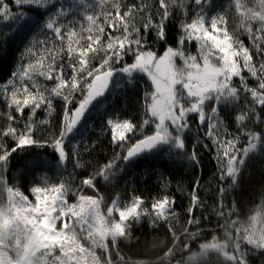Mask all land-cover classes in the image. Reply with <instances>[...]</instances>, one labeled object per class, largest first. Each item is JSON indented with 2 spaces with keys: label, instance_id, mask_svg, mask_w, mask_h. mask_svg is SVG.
Segmentation results:
<instances>
[{
  "label": "snow or ice",
  "instance_id": "1",
  "mask_svg": "<svg viewBox=\"0 0 264 264\" xmlns=\"http://www.w3.org/2000/svg\"><path fill=\"white\" fill-rule=\"evenodd\" d=\"M249 2L234 0V6L251 48L229 31L225 16H206L203 0H155V5L148 0L131 5L122 0H73L68 8L57 0H0V24L7 28V32L0 30V50L9 48L10 39L17 36L23 45L17 49L12 70L0 68V101L5 106L0 120L6 121L0 127V186L12 155L25 146H51L58 165L71 159L74 169L90 167L81 161V151L73 141L86 126L91 110L121 87V82L136 87L142 78L138 74L147 77L146 89H151L143 90L139 118L104 115L101 131L110 133V143L120 151L98 170L83 173L78 187H73L75 178L70 174L59 183L31 187L28 191L34 201L18 188H6L8 206H0V244L9 236L17 247L24 241L18 264H31L36 256L43 258L42 264L49 260L80 264L85 250L76 245L74 230L91 233L93 225L103 224L101 181L113 178L118 161L130 162L149 151L167 149L199 164V145L215 153L220 181L239 184L250 154L264 149V127L256 131L248 126L264 125V0H257L259 10L249 7ZM192 5L199 9L194 15L183 11ZM178 11L185 20L179 24V36L172 37L169 23ZM145 13L146 22L137 27L136 17ZM253 22L259 25L255 30ZM21 29H26L23 35ZM169 40L174 43L162 54L152 48L157 41L168 45ZM192 41L198 45L196 55L185 51ZM177 60L183 67L177 66ZM229 105L231 112L225 111ZM41 111L47 118L37 121ZM193 124L198 139L189 154L186 133ZM233 125L235 131H230ZM40 128L46 136L37 140L34 137ZM84 150L88 151L87 145ZM85 189L92 194H83ZM198 189L196 180L192 206L187 209L188 228L200 224L193 215L201 203ZM224 191L218 188L221 200ZM70 197L75 202H69ZM143 204L140 196H133L123 207L119 197L113 199L108 213L119 217L113 227L126 234L132 222H140L144 215L164 222L173 213L175 200L168 195L155 200L151 205L154 214L139 211ZM224 212L220 203L218 214ZM262 219L264 205L249 217L251 227L233 230L236 242L227 256L228 264H253L257 250L264 257V227H256ZM99 234L105 239L103 231ZM209 247L201 245L204 251ZM0 264H5L2 255ZM192 264L199 262L193 258Z\"/></svg>",
  "mask_w": 264,
  "mask_h": 264
},
{
  "label": "trees",
  "instance_id": "2",
  "mask_svg": "<svg viewBox=\"0 0 264 264\" xmlns=\"http://www.w3.org/2000/svg\"><path fill=\"white\" fill-rule=\"evenodd\" d=\"M58 5L63 4L65 8L72 5L73 0H57ZM95 3V0H92ZM125 5L139 3L140 0H122ZM155 5V0H148ZM190 3V0H186ZM204 14L209 18L223 15L228 20L230 32H235L245 46L251 48V41L240 27V18L236 13L234 0H203ZM249 7H256L259 10L257 0H250ZM99 10V6L97 7ZM111 10V9H108ZM190 11L193 15L199 11L192 5ZM147 13L137 16L135 23L137 27H142L146 22ZM78 18V17H77ZM185 17L176 12L169 23V34L172 37L179 36V24ZM259 27L253 22V29ZM0 30L7 32L6 25L0 24ZM26 29H21L20 35ZM154 35V34H153ZM169 40L168 45L157 41L152 44V48L162 54L166 46L173 45ZM10 47L0 50V68L11 71L16 63L17 49L23 47L19 36L9 41ZM185 51L189 54H197L198 45L195 41L188 42ZM136 87H131L121 82V87L110 92L101 104H97L88 114L85 127L81 128L73 143L79 146L81 151L80 159L90 167L85 169H74L73 160H68L64 165H58L53 158L51 146L41 147L39 144L25 146L17 150L11 157L9 165L4 172V185L0 186V196L2 201L6 200V188H18L25 195H29V189L33 186H42L59 183L61 179L75 178L73 187L79 186V179L83 173H91L102 167L120 149L115 148L110 143V133L101 131L103 117L105 114L116 113L119 118L137 117L143 113V90L146 89L147 77L143 74ZM150 83V82H148ZM5 110V106L0 101V112ZM225 111L231 112L229 105ZM122 114V115H121ZM224 113H221L223 116ZM46 115L41 111L36 116V120L46 119ZM55 121H53V124ZM6 121L0 120V127H4ZM249 128L259 131L264 125ZM230 131H235V125ZM46 136L44 128L36 131L35 139L39 140ZM188 143V153L191 154V146L198 139L196 126L193 124L192 130L186 133ZM82 142V143H81ZM207 142V141H205ZM11 144L12 141L8 140ZM84 145L88 146V151L84 150ZM242 146H246L241 141ZM199 152V164H193L186 158L178 157L169 153L167 149H159L151 153L135 158L130 162L118 161L115 175L105 183L101 181L102 191L105 196L103 207L110 223L113 218H118L117 214L109 215L108 207L113 199L119 197L120 205L130 203L133 196L142 197L144 204L139 211L145 209L154 214L151 209L152 203L164 195H168L175 200L173 213L168 215L164 222L151 221L148 215L141 217L140 222H132L130 230L126 234L115 233V241L107 238H100L101 229L93 225L92 232L87 229L83 232L77 231V236L88 246L96 249L104 257L105 247L114 264H192V259L196 258L199 264H228L227 257L218 249L201 251V245L207 242L228 241L232 244V238L228 237V232H233L237 226L248 224L249 217L256 214L264 205V149H259L256 153L250 154L245 171L241 173L239 184L233 185L230 180L220 181L218 179L219 169L215 160V153L210 149H204L197 145ZM226 172V168H225ZM199 180L197 195L201 201L199 206H195L193 215L200 220L198 226L188 228L186 221L190 219L187 209L191 205V195L193 192V182ZM224 188L223 198L218 194V188ZM85 193H91L85 189ZM29 199L34 198L29 195ZM220 203L224 206V214H218ZM235 209V211H233ZM232 215H228L229 212ZM202 218V219H201ZM155 224L153 228L151 225ZM113 226V224H112ZM107 243V244H106ZM115 244V248L112 244ZM4 248V246H1ZM246 247H251L247 246ZM253 256V264H261L264 257Z\"/></svg>",
  "mask_w": 264,
  "mask_h": 264
},
{
  "label": "built area",
  "instance_id": "3",
  "mask_svg": "<svg viewBox=\"0 0 264 264\" xmlns=\"http://www.w3.org/2000/svg\"><path fill=\"white\" fill-rule=\"evenodd\" d=\"M83 194L91 195V194H88L85 192H83ZM6 199H7V195H6ZM69 202H75V201L73 199L71 201L69 200ZM7 205H8V202H7ZM100 216L103 218V224H97V226H99L101 231H103L104 236H105V239H104L105 242H106L107 238L111 239L112 242L115 241V239H113V237H115L116 232L112 226V223H110V218L107 217V215L105 213V209H104L103 205L101 206ZM13 238H14L13 236H9V238L5 241V243H9V241ZM76 245H82L84 250H85L81 254L80 264H114V261L111 259V257L108 254V251L106 250L107 246L105 247L104 257H102V255L99 253V251H97L96 249L94 250L92 247L88 246V244L83 242V240H81L78 236H76ZM112 245L115 248V244L113 243ZM23 247H24V243L21 241L20 247H18V248H23ZM64 251L65 252L68 251L67 247H65ZM23 255H24V251H23ZM23 255L21 257H23ZM37 257L40 258V262L42 264L43 258L39 257V256H37ZM57 258H59V253H57ZM3 259L6 260L5 264H18V261H19V259H18V260H14L13 262H10L9 257L7 258L4 256H3ZM49 264H55V262L52 260H49Z\"/></svg>",
  "mask_w": 264,
  "mask_h": 264
},
{
  "label": "rangeland",
  "instance_id": "4",
  "mask_svg": "<svg viewBox=\"0 0 264 264\" xmlns=\"http://www.w3.org/2000/svg\"><path fill=\"white\" fill-rule=\"evenodd\" d=\"M192 55H196V54H192ZM201 63H202V61H201ZM177 66L178 67H183V62L177 60ZM88 194H91V193H88ZM73 199L74 198H69L70 201L73 200ZM0 206H2V207L8 206L7 205V199ZM117 217H118V214H117ZM112 220H113L112 224L114 225V224L118 223L119 217L118 218H113ZM247 226L251 227V224H250L249 221H248ZM260 226L261 227H264V219H262L260 222H259V220L257 221L256 227L259 228ZM240 227H243V226H237L236 229L237 228H240ZM114 229H115V232L116 231L117 232H120L119 229H117V228H114ZM227 234H228V237L230 236L232 238V244H229L227 240L226 241H220V240L218 241L216 239L214 242H207V243H204V245H209L210 246L209 249H215L214 247H212L214 245H222L223 247L221 249H218V250L222 251V253L224 254V256H226V257L227 256H230L231 255V251H232V247H233V245L236 242V240H235L236 234L234 233V231L233 232H228ZM241 235H243V233ZM257 235H259V233H257ZM22 242L24 243V241H22ZM9 245H11V248L10 249H9ZM1 246H4V248L1 247ZM23 248H18L15 245L14 238H13V239H11L9 241V243H5L4 242L3 244H0V255H2L4 257H7V258L9 257L10 262H13L14 260H18L23 255ZM201 251H203V253H204V250L203 249ZM31 264H41L40 258H38L36 256L35 258H33L31 260Z\"/></svg>",
  "mask_w": 264,
  "mask_h": 264
},
{
  "label": "water",
  "instance_id": "5",
  "mask_svg": "<svg viewBox=\"0 0 264 264\" xmlns=\"http://www.w3.org/2000/svg\"><path fill=\"white\" fill-rule=\"evenodd\" d=\"M151 152H153V151H149L148 153H151ZM143 155H145V154H142V155H140V156H138V157H141V156H143ZM138 157H137V158H138ZM133 160H135V159H133ZM133 160H132V161H133Z\"/></svg>",
  "mask_w": 264,
  "mask_h": 264
}]
</instances>
